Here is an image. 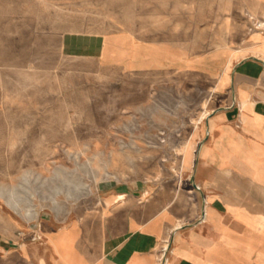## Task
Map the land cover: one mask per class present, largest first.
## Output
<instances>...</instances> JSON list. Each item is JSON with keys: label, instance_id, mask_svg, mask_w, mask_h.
<instances>
[{"label": "crops", "instance_id": "crops-1", "mask_svg": "<svg viewBox=\"0 0 264 264\" xmlns=\"http://www.w3.org/2000/svg\"><path fill=\"white\" fill-rule=\"evenodd\" d=\"M258 22L264 0H0L15 60L48 69L66 106L106 79L113 108H152L153 125L176 131L163 135L160 176L101 183L78 218L10 216L2 203L0 264H264ZM157 30L186 40L150 39ZM163 79L176 86L152 93Z\"/></svg>", "mask_w": 264, "mask_h": 264}, {"label": "rangeland", "instance_id": "rangeland-1", "mask_svg": "<svg viewBox=\"0 0 264 264\" xmlns=\"http://www.w3.org/2000/svg\"><path fill=\"white\" fill-rule=\"evenodd\" d=\"M186 34L157 30L149 38L176 42ZM14 38L15 32H0V171L9 172L3 176L8 189L0 188L4 212L35 219L56 212L65 221L94 209L101 183L160 176L163 163L171 161L163 160V135H173L175 127L153 125L152 108H113L106 79L91 82L96 88L89 84L92 92L82 107L66 106L60 80L50 78L48 69L15 60ZM167 80L162 85L153 80L152 93L176 86V80Z\"/></svg>", "mask_w": 264, "mask_h": 264}, {"label": "built area", "instance_id": "built-area-1", "mask_svg": "<svg viewBox=\"0 0 264 264\" xmlns=\"http://www.w3.org/2000/svg\"><path fill=\"white\" fill-rule=\"evenodd\" d=\"M254 27H255V30L264 32V23H259V22L255 23Z\"/></svg>", "mask_w": 264, "mask_h": 264}, {"label": "bare ground", "instance_id": "bare-ground-1", "mask_svg": "<svg viewBox=\"0 0 264 264\" xmlns=\"http://www.w3.org/2000/svg\"><path fill=\"white\" fill-rule=\"evenodd\" d=\"M64 39V38H63ZM83 41V40H82ZM65 42V41H64ZM84 42V41H83ZM62 43V42H61ZM81 43V42H80ZM85 43V42H84ZM66 44V43H65ZM72 44V43H71ZM76 45H77V42H76ZM79 46V45H78ZM263 64V63H262ZM239 106V105H238Z\"/></svg>", "mask_w": 264, "mask_h": 264}]
</instances>
